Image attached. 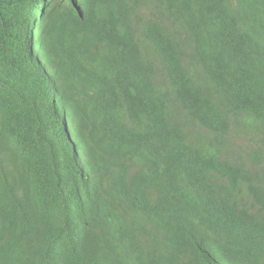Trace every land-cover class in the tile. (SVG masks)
Returning <instances> with one entry per match:
<instances>
[{
	"label": "trees",
	"instance_id": "16d2710c",
	"mask_svg": "<svg viewBox=\"0 0 264 264\" xmlns=\"http://www.w3.org/2000/svg\"><path fill=\"white\" fill-rule=\"evenodd\" d=\"M0 264H264V0H0Z\"/></svg>",
	"mask_w": 264,
	"mask_h": 264
}]
</instances>
